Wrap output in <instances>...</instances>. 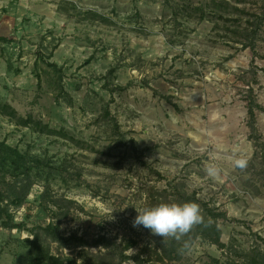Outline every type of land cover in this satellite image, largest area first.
<instances>
[{"label":"rangeland","instance_id":"obj_1","mask_svg":"<svg viewBox=\"0 0 264 264\" xmlns=\"http://www.w3.org/2000/svg\"><path fill=\"white\" fill-rule=\"evenodd\" d=\"M218 3L0 0V141L46 171L9 206L20 227L0 220V264H37L30 231L50 221L67 240L42 234V244L60 259L107 264L91 246L99 235L133 239L125 253L146 255L148 229L133 220L167 181L226 213L228 247L197 238L164 264H238L264 244V164L246 125L251 88L264 141V0L240 12Z\"/></svg>","mask_w":264,"mask_h":264},{"label":"trees","instance_id":"obj_2","mask_svg":"<svg viewBox=\"0 0 264 264\" xmlns=\"http://www.w3.org/2000/svg\"><path fill=\"white\" fill-rule=\"evenodd\" d=\"M233 2V3H231ZM219 0V9L224 11L225 8H234L236 11L245 10L244 7H239V4H244L247 0ZM255 33V31H253ZM252 33H247L246 37L252 36ZM247 122L249 129V139L252 140L255 148H259L260 158L264 164V141H261V136L256 127V110L260 109L259 103L256 101L253 90H247ZM55 134L53 130L45 128V131ZM258 151H255L257 155ZM44 163L38 157L30 156L29 153H23L17 148L0 141V220L1 226L8 229L19 228L20 225L14 223L13 216L9 213V206H21L32 185L37 178H43L45 173ZM167 187L156 191V194H150L149 206L156 205L160 202H195L199 205L201 214L204 218V223L196 225L193 229L181 240L174 238H162L153 235L150 230H147L149 237L148 250L146 255L134 253L127 255L126 250L133 247L136 243L133 239L117 242L115 237L99 235L91 246L104 249L101 253L103 258H107V264H164L165 262L180 260L185 252L180 249L185 241H188L190 246L195 239L201 238L211 244H215L219 248H227L228 246L221 241V229L219 221L226 218V213L220 211L217 207L211 206L195 193H187L183 190L176 181H167ZM44 190L41 193V198L44 200L47 194L49 184L44 182ZM51 204L54 208H59L56 199H52ZM57 225L50 221L45 226H38L31 229L32 238L29 240L30 252L33 255L37 264L47 262L49 264H76L72 258L66 257L60 259L51 255L42 244L41 236L44 234L54 242H63L67 239L61 237L57 231ZM86 244L78 237L75 246L81 247ZM98 255V256H101ZM131 261V262H129ZM238 264H264V244L254 243L247 250L242 251V260Z\"/></svg>","mask_w":264,"mask_h":264},{"label":"clouds","instance_id":"obj_3","mask_svg":"<svg viewBox=\"0 0 264 264\" xmlns=\"http://www.w3.org/2000/svg\"><path fill=\"white\" fill-rule=\"evenodd\" d=\"M233 166L244 170L248 166V160L244 156L233 157ZM206 175L217 180L222 175V169L215 164L206 168ZM137 216L133 220L134 227H143L150 230L153 235L164 238L181 240L194 226L204 223L200 207L195 202H160L156 205L137 210ZM190 250V244L185 241L180 251Z\"/></svg>","mask_w":264,"mask_h":264}]
</instances>
